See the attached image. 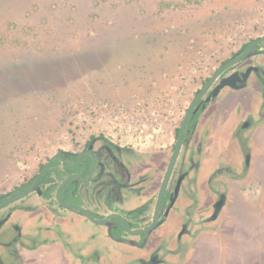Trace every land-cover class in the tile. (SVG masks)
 I'll return each mask as SVG.
<instances>
[{"label":"flooded vegetation","instance_id":"af4514ba","mask_svg":"<svg viewBox=\"0 0 264 264\" xmlns=\"http://www.w3.org/2000/svg\"><path fill=\"white\" fill-rule=\"evenodd\" d=\"M241 23L237 47L195 68L172 128L141 145L55 133L3 183L0 264H264V17ZM235 72L238 87L219 86Z\"/></svg>","mask_w":264,"mask_h":264},{"label":"rangeland","instance_id":"374dc122","mask_svg":"<svg viewBox=\"0 0 264 264\" xmlns=\"http://www.w3.org/2000/svg\"><path fill=\"white\" fill-rule=\"evenodd\" d=\"M263 17L264 0H0V186L50 153L55 133L141 145L166 132L195 68ZM256 210L248 196L250 228Z\"/></svg>","mask_w":264,"mask_h":264},{"label":"water","instance_id":"95a60500","mask_svg":"<svg viewBox=\"0 0 264 264\" xmlns=\"http://www.w3.org/2000/svg\"><path fill=\"white\" fill-rule=\"evenodd\" d=\"M233 63V61L232 60H229L228 62H226L223 66H222V68H221V70L222 69H224V68H226L227 66H229L230 64H232ZM239 79H240V75H239V73L238 72H235L234 74H232L231 76H229V77H227V78H225V79H223L222 81H221V83H220V87H238V85H236V82L237 81H239ZM220 87H218L217 89H216V91L215 92H218L219 91V89H220ZM191 109V108H190ZM190 109L188 110V112H187V114H186V118L188 117V115H189V113H190ZM186 118H185V120H186ZM249 155L247 156V163L249 162ZM48 165H49V163L46 165V167L44 168V170L48 167ZM262 199V200H261ZM261 199H260V201H261V203H260V206H262V212H263V215H264V186H263V192H262V196H261ZM247 223H249V222H247ZM263 233L262 234H264V231H262Z\"/></svg>","mask_w":264,"mask_h":264}]
</instances>
